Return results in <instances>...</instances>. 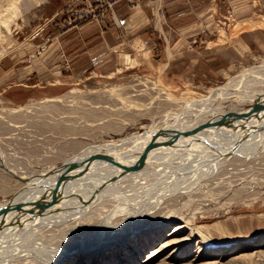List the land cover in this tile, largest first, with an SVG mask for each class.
<instances>
[{"label":"rangeland","instance_id":"rangeland-1","mask_svg":"<svg viewBox=\"0 0 264 264\" xmlns=\"http://www.w3.org/2000/svg\"><path fill=\"white\" fill-rule=\"evenodd\" d=\"M262 61L264 0H0V151L27 170L56 168L94 143L131 139L128 133L185 107L194 113L198 105L188 100ZM255 101L238 106L248 110ZM230 102L222 101L228 116ZM195 121L194 129L215 124ZM164 153L152 156L155 165L157 157L186 159ZM232 154L231 163L217 159L221 168L206 176L208 186L192 184L191 197L173 202L179 207L161 203L170 211L141 215L146 222L166 221L162 235L145 234L132 248L114 246L107 255L96 248L72 252L65 264H264V151ZM147 163L141 172L153 169ZM16 181L7 176L0 200L26 189ZM136 210L123 213L122 222L138 217ZM82 211L59 224L66 234L50 244L47 256L88 245V238L114 225L116 218L103 223L101 215ZM175 223L182 227L171 233ZM46 224L35 237L60 228Z\"/></svg>","mask_w":264,"mask_h":264},{"label":"bare ground","instance_id":"bare-ground-1","mask_svg":"<svg viewBox=\"0 0 264 264\" xmlns=\"http://www.w3.org/2000/svg\"><path fill=\"white\" fill-rule=\"evenodd\" d=\"M197 97L188 100L189 104L196 102L198 105L194 113L190 114L192 109L185 107L178 114L168 115L169 119L163 122L152 121L141 133H128L126 136L132 134L131 139L124 135L126 138L94 143L90 148H82L72 153L56 168L46 165L48 169L43 167L27 170L19 163L11 161L10 156L2 154L1 150L0 171L19 180L15 184L22 182L21 184H27V187L20 194L13 195V198L0 200V260L4 258L7 262L10 261V264H65L72 252L83 255L96 248L97 250H92H100V254L107 255L108 249L114 246L132 248L134 241L138 243L140 239L142 242L147 234L153 237L162 235L160 224L166 223L160 220L146 222L141 215L146 212L150 214L152 211H159L163 215L170 211V208L166 204H162L166 206L162 208L161 203L187 199L188 195L191 197L192 184L196 183L201 189L200 182L207 180L206 176L209 177L221 166L218 158L227 157L230 161L232 153L261 154L264 151V61L244 69L228 79L225 84L212 88L208 94ZM224 99L231 101L232 108L229 111L235 113L232 112L229 116L226 114L227 111L222 108ZM250 100H256L254 107L248 110L239 108V102ZM205 119H213L215 124L194 129L195 126L192 125L195 120L198 122ZM120 140L122 142H119ZM126 145H130V148H126ZM105 147L107 151H111L101 153ZM169 151L170 154L179 152L186 159L174 162L173 154L158 160L161 157L160 152L169 154ZM154 154H159V158L156 156L158 165H155L156 160L152 157ZM146 162L153 169L141 172ZM100 172L102 174H99ZM4 174L1 176L6 179L3 182L0 180L1 189L7 180ZM135 178H143L146 181H140L144 183L138 184L137 187L135 182L138 179L136 181ZM208 183L209 181H205L206 185ZM140 187L142 188L139 189ZM173 204L176 208L179 207L178 203ZM133 208L138 209V217L132 216L129 222H122L123 213ZM82 209V212L88 210L90 213L101 215L103 223L116 218L112 222L114 227L108 226V229L88 238V245L61 248L47 256V249L53 250L50 244L56 243L57 236L65 230V227L59 224ZM168 220L170 222L172 218ZM41 222L42 226L47 225L46 223H57L60 228H55L56 232L53 230L51 234L48 231L47 235L40 233L44 237L37 232L40 237H35V229L40 227ZM179 224L173 225L171 233L181 229ZM197 230L201 233V228ZM65 234L63 232L62 237ZM116 240L121 241L111 245ZM166 244L167 241L161 246ZM138 246L135 247L138 249ZM158 249L159 247L151 249L144 262H149ZM19 258L20 261H15Z\"/></svg>","mask_w":264,"mask_h":264},{"label":"built area","instance_id":"built-area-1","mask_svg":"<svg viewBox=\"0 0 264 264\" xmlns=\"http://www.w3.org/2000/svg\"><path fill=\"white\" fill-rule=\"evenodd\" d=\"M79 11H80V12H79ZM79 11H76V12H77V16H82V13H81V12H82L83 10H79Z\"/></svg>","mask_w":264,"mask_h":264},{"label":"water","instance_id":"water-1","mask_svg":"<svg viewBox=\"0 0 264 264\" xmlns=\"http://www.w3.org/2000/svg\"><path fill=\"white\" fill-rule=\"evenodd\" d=\"M3 208H5L4 206H2ZM1 210V209H0Z\"/></svg>","mask_w":264,"mask_h":264},{"label":"crops","instance_id":"crops-1","mask_svg":"<svg viewBox=\"0 0 264 264\" xmlns=\"http://www.w3.org/2000/svg\"><path fill=\"white\" fill-rule=\"evenodd\" d=\"M106 33V32H105Z\"/></svg>","mask_w":264,"mask_h":264}]
</instances>
